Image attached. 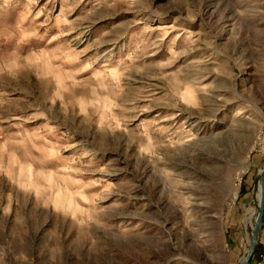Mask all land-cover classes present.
Here are the masks:
<instances>
[{
  "label": "rangeland",
  "instance_id": "rangeland-1",
  "mask_svg": "<svg viewBox=\"0 0 264 264\" xmlns=\"http://www.w3.org/2000/svg\"><path fill=\"white\" fill-rule=\"evenodd\" d=\"M263 170L264 0H0V264H243Z\"/></svg>",
  "mask_w": 264,
  "mask_h": 264
},
{
  "label": "water",
  "instance_id": "water-1",
  "mask_svg": "<svg viewBox=\"0 0 264 264\" xmlns=\"http://www.w3.org/2000/svg\"><path fill=\"white\" fill-rule=\"evenodd\" d=\"M261 185H262V196L260 199V212L258 214V217L256 219V224L253 230V239H252V247L247 255V257L244 259L243 264H249V262L251 261L252 257L254 256L255 250H256V246L258 243V236H259V231H260V227H261V223H262V219H263V215H264V170L261 172Z\"/></svg>",
  "mask_w": 264,
  "mask_h": 264
},
{
  "label": "bare ground",
  "instance_id": "bare-ground-1",
  "mask_svg": "<svg viewBox=\"0 0 264 264\" xmlns=\"http://www.w3.org/2000/svg\"><path fill=\"white\" fill-rule=\"evenodd\" d=\"M261 192H262V185L260 184L259 190H258L257 196H256L258 201H259V203H260V199H261V196H262ZM253 214H254V211L247 210V213H246V216H245V222H246L247 225H249V224L252 225V216H253Z\"/></svg>",
  "mask_w": 264,
  "mask_h": 264
}]
</instances>
